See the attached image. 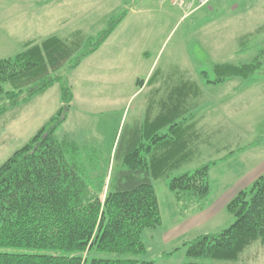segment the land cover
<instances>
[{"label": "rangeland", "instance_id": "obj_1", "mask_svg": "<svg viewBox=\"0 0 264 264\" xmlns=\"http://www.w3.org/2000/svg\"><path fill=\"white\" fill-rule=\"evenodd\" d=\"M53 1L37 8L49 13L36 32L25 30L26 44L75 32L95 38L112 22L115 28L76 69L64 67L55 73L60 79L46 91L0 112V166L65 107L63 80L73 100L64 109L66 119L55 135L77 143L87 178L95 181L112 168L115 176L121 162L114 159L115 149L144 121L146 111L150 109L155 118L184 97L185 115H177L174 122L186 119L187 125H193L185 132L187 158L168 177L153 181L162 223L143 232L147 252L139 259L185 264L183 242L218 233L235 219L227 209L214 219L181 216L168 189L172 178L215 163L207 199L213 205L241 184L248 189L264 175V0H212L200 8L195 4L188 12L174 6V0H64L61 6H54L61 0ZM9 9L0 14V59L15 57L26 48L14 46L17 42L5 46L3 22L14 7ZM258 62V71L250 78L215 83L219 65ZM5 103L7 99L1 104ZM160 132L166 134L165 129ZM260 248L257 243L250 249L253 258L245 264H264Z\"/></svg>", "mask_w": 264, "mask_h": 264}, {"label": "trees", "instance_id": "obj_2", "mask_svg": "<svg viewBox=\"0 0 264 264\" xmlns=\"http://www.w3.org/2000/svg\"><path fill=\"white\" fill-rule=\"evenodd\" d=\"M114 28L112 22L95 38L81 32L53 36L0 59V112L46 91L64 67L76 69ZM258 65H219L215 83L250 78ZM62 94L65 107L0 166V264H153L139 259L147 252L143 232L162 223L153 181L168 177L187 158L185 132L193 125L186 119L176 123L177 116L170 115L163 134L157 127L162 119H145L118 143L114 159L121 162L115 176L112 168L95 181L87 178L77 143L55 135L73 100L64 80ZM4 99L8 103L1 104ZM214 165L176 176L168 184L181 216L206 209ZM227 211L235 219L228 228L183 242L185 264H245L257 243L264 251V175L238 193ZM103 253L126 257H95Z\"/></svg>", "mask_w": 264, "mask_h": 264}, {"label": "crops", "instance_id": "obj_3", "mask_svg": "<svg viewBox=\"0 0 264 264\" xmlns=\"http://www.w3.org/2000/svg\"><path fill=\"white\" fill-rule=\"evenodd\" d=\"M64 2H65L64 0H61L60 1L61 4L59 5L55 4L54 6H61V5L66 4ZM49 3H55V2L53 0H0V14H4L5 12H10L9 8L14 7V11L10 14L9 20L7 22H3L4 27L2 30L3 32L7 33V35L1 34L2 38L5 41V46L8 47L10 44L12 45L17 42V44H14V46H16L17 48L18 47L20 48L22 46L26 47V45L29 43H41L43 40H41V42H29L26 44V40L23 39V37L24 35H26L25 30L29 31L30 33H34L36 32V30L40 28V26H42V23L44 21L43 18H46L47 13L49 12L43 13V11H37V10L41 8L43 9V7H46ZM26 11H29L28 16L26 15ZM5 24H8V25H5ZM37 34L40 35V32H38ZM10 38L15 39V40L11 41ZM173 103L176 105L172 104V105H169V107L166 106L165 108L167 109L164 111H160L159 114L155 118L149 115L152 113L150 112V109H149L148 111H146L145 119H150V123H154L158 119H162L161 124H159L157 127H162V129H165V132L168 131L169 129L167 128L169 127L163 126L165 121H167V125H168L169 123L168 120L170 117L172 116L176 117L177 115L178 116L182 115L184 117L185 115V108H186L185 98L178 97L176 102L173 101ZM145 119L144 121L140 123L141 126L145 122ZM254 177H256V174L252 178L247 179V182H249ZM245 189H247L246 185L241 184L239 187H237L235 192L227 194L226 196L224 195V197L216 200V202L213 205L207 204V207L205 210L190 214L191 216H189V218H192V216L201 215L202 218L214 219L217 216V214H219V212H221L224 209L225 210L227 209L228 203L238 193H240L242 190H245ZM202 220L203 219H201L200 224Z\"/></svg>", "mask_w": 264, "mask_h": 264}, {"label": "built area", "instance_id": "obj_4", "mask_svg": "<svg viewBox=\"0 0 264 264\" xmlns=\"http://www.w3.org/2000/svg\"><path fill=\"white\" fill-rule=\"evenodd\" d=\"M212 0H174L173 5L181 8H186V11L192 10L195 4H198V8L205 6Z\"/></svg>", "mask_w": 264, "mask_h": 264}]
</instances>
